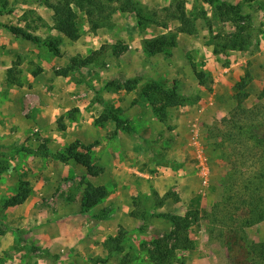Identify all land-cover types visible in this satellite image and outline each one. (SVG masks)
Here are the masks:
<instances>
[{"label":"rangeland","instance_id":"rangeland-1","mask_svg":"<svg viewBox=\"0 0 264 264\" xmlns=\"http://www.w3.org/2000/svg\"><path fill=\"white\" fill-rule=\"evenodd\" d=\"M102 1L101 12L70 2L79 31L71 41L54 29L67 0H0V264H151L154 241L173 229L162 215L191 210L200 219L189 229L194 249L178 251L184 264H252L248 255L230 256L217 236L224 215L212 214L225 212L229 189L241 199L258 166L224 120L239 93L245 109L264 108V0H130L154 19L147 23L127 0ZM178 2L191 34L171 18ZM6 27L55 41L59 54ZM162 36L173 46L150 53L145 42ZM153 82L175 89L184 104L167 106ZM76 141L109 173L92 177L60 160ZM88 183L114 190L119 201L82 212ZM118 205L127 213L111 214ZM133 210L148 217L135 219ZM243 233L246 245H264V221Z\"/></svg>","mask_w":264,"mask_h":264},{"label":"trees","instance_id":"trees-1","mask_svg":"<svg viewBox=\"0 0 264 264\" xmlns=\"http://www.w3.org/2000/svg\"><path fill=\"white\" fill-rule=\"evenodd\" d=\"M214 1L216 0H204L205 3H208L211 6L214 4ZM70 2H73L76 7L81 9H84V7H82L83 3L89 7L97 6L101 12L104 9V1L67 0L64 7L57 8V15L54 17V29L71 41H75L79 38V31L76 23L77 16L69 6ZM97 2L99 5L94 4ZM125 5L129 11L136 13L138 19H141L146 23L154 20L153 18H145L142 14L145 10L138 8V6L132 1L127 0ZM223 5L226 6L228 10L235 9V6L233 5H228L227 3H224ZM171 10H173L171 18L178 20L181 24V27L178 28L179 32L191 34V25L188 15L185 13L183 3L178 2L175 7L171 8ZM168 11H170V9H168L167 12ZM88 12V15L91 16L92 12ZM154 16L155 14L152 15V17ZM6 28L13 35L21 36L23 39L32 42L35 45L43 44L55 55L59 54V48L55 41L49 40L48 42L41 43L37 36L30 35L20 28ZM167 40L168 38L166 36H162L152 41H146L145 44L149 52L154 54L162 52L164 46H173V38L171 42H168ZM194 72L197 78L202 76V73H197L195 70ZM137 80L138 79L136 78L131 79L124 84H135ZM152 86L164 94L163 96L167 106L175 107L184 104V97L179 95L175 89H170L169 92L160 90V84L156 82H153ZM244 88L245 83H241L238 87L239 91H242ZM245 96V93H239L236 95V106L233 111L234 114L228 119H225L224 122L226 121L229 123L230 128L234 129L236 133L235 136L241 137L245 143L248 144V147L250 145V151L253 152V156L258 160V166L255 172L251 175V179L245 182V186L242 187V191L240 192L242 194L240 195L241 199L234 198V195H230L232 189H229V192L226 193L227 195H223L222 198L225 201V208L223 209L225 212H217V209H215L212 217L217 220L216 217H218V215H224V220H217L220 222V231L217 236L220 239H224V246L231 257H233V255L238 256L237 254L244 256L243 254H245L250 257V261H248L249 263L264 264V245H246L243 233L244 228L264 221V199L262 197V191L264 190V108L262 105H258L251 109H245L243 106ZM259 100L264 102V86L261 90ZM111 119L118 125L123 123L116 114H111ZM79 149L82 152H80ZM59 159L63 162L73 160L76 164L81 165L86 170L87 174L92 177L97 176L103 171L102 167H97L93 163L90 147L81 145L77 141L70 144L65 149L64 153L60 154ZM106 195L107 191L103 186H93L89 183L86 184L81 199L82 212L95 207L106 197ZM144 198H146V196H144ZM244 198L247 199L244 200ZM24 199L25 196L22 197L21 201ZM228 206H233L234 211H231V216H228L230 212ZM218 209L220 208L218 207ZM239 211H241L242 214L239 215ZM130 216L135 219L142 217L134 210L130 213ZM162 216L172 223L173 229L169 234L154 241L153 250L149 253L150 262L151 264H184V259L178 255V251L194 249L195 245L189 237V229L194 223L199 221V212L197 210H191L184 216L169 214ZM145 217L148 216L143 214L142 218L145 219ZM225 219H229L232 222V225H228V223L225 222ZM141 229L145 230V226H142ZM108 241L117 243V239L112 237H110Z\"/></svg>","mask_w":264,"mask_h":264},{"label":"crops","instance_id":"crops-1","mask_svg":"<svg viewBox=\"0 0 264 264\" xmlns=\"http://www.w3.org/2000/svg\"><path fill=\"white\" fill-rule=\"evenodd\" d=\"M101 165H102V168H103V175L109 173L110 167L107 166V165H105V164H103V163ZM107 190H108V194L103 199V202H102L103 203V206H102V208H107V207L110 208L112 206V204L110 203L111 200H117V201H119V199H120V197L117 196V194H116V192L114 190H109L108 188H107ZM131 190H132V188L129 187V192H128L129 198H132L133 197ZM123 197H124V193H123ZM123 207L124 206H119L118 205L117 207H115V209H111V214L112 213H116L117 211H119V209L122 211V208ZM126 207H124L125 208V211H123L122 213H124V212L127 213Z\"/></svg>","mask_w":264,"mask_h":264}]
</instances>
